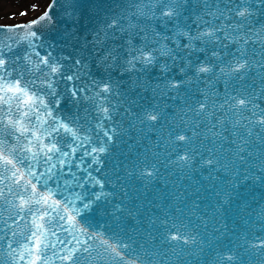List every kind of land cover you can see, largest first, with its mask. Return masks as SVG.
<instances>
[{
  "label": "snow or ice",
  "instance_id": "snow-or-ice-1",
  "mask_svg": "<svg viewBox=\"0 0 264 264\" xmlns=\"http://www.w3.org/2000/svg\"><path fill=\"white\" fill-rule=\"evenodd\" d=\"M54 3L0 27V264H264V0Z\"/></svg>",
  "mask_w": 264,
  "mask_h": 264
},
{
  "label": "water",
  "instance_id": "water-1",
  "mask_svg": "<svg viewBox=\"0 0 264 264\" xmlns=\"http://www.w3.org/2000/svg\"><path fill=\"white\" fill-rule=\"evenodd\" d=\"M49 5H53V6L49 8ZM45 10H48L49 14L53 16L54 18L58 19L61 16L59 5L54 3V0H49L44 11ZM40 15H38L37 17H39ZM37 17H35L34 19H36ZM25 21L28 22V20H25ZM25 21H21V22L26 23ZM24 23H17V24H24ZM17 24H13V25H17ZM6 25H11V24H1L0 27L6 26ZM146 143L147 141H144L139 146L132 145V152L135 153L136 151L142 150L144 147V144ZM129 144H131V141H129ZM85 160L87 161V158H85ZM164 164H166V161L164 160L163 156H161V167H160L159 175L153 178L151 181H147V182L140 181L136 185V187L139 188L140 192L142 193V196L140 198L141 203L143 204V207L141 208V212L145 216L155 215L159 217L160 220L164 219V214L166 211H168L169 215H172L173 210H170L169 206L171 204H177V201L173 199L174 196L184 197V192L180 190L181 187L187 186L186 190L189 193H192L194 192L195 188L199 186L197 184H194L192 180H180L178 178L181 174L180 170L175 169L173 166H168V168L165 169V167L163 166ZM86 166L87 164H85L83 167H86ZM166 171L170 172L171 176H165ZM95 174H96L95 170L93 169V175ZM193 179L199 180L200 177L199 175H194ZM173 181H175L176 186L173 185L172 183ZM141 184H146V188L141 187L140 186ZM88 188L90 189L93 188V185L89 184ZM76 190L78 191L79 189H76ZM95 191L96 192L101 191L98 185L95 186ZM104 191H111V189L105 188ZM200 195L205 196V191L203 188H201ZM249 200H251V197H249ZM148 201H152V203L149 204ZM187 201H188V198H185V202ZM197 203H200V201H197ZM77 205H79V202H77ZM177 206L179 205L177 204ZM225 207H227V204H225ZM108 211L111 212V207L108 208ZM184 215L187 216V213H185ZM197 215H199V213L192 215L188 217L187 219H184L183 222L185 224H188V220L190 219L192 221V224L196 226L195 228L191 229V231L193 235H196L197 241L201 239H205L209 242L214 243V238L211 235V225H209L208 233H205L202 224L197 221ZM228 215H229V219L226 221H222V222L228 223V226L230 229L236 230L244 226L243 220L247 219L246 216H243L242 214L240 216H237L234 212H230ZM106 221L108 222V225H111L113 228H115V224L111 221L110 217L105 216L103 218H100L101 224H104ZM0 227H2V225H0ZM197 232H199L200 235H197ZM182 245H183V241H177L174 246L176 247L177 251H180ZM201 246L206 248V245H201ZM185 259H188V258L185 257Z\"/></svg>",
  "mask_w": 264,
  "mask_h": 264
},
{
  "label": "rangeland",
  "instance_id": "rangeland-1",
  "mask_svg": "<svg viewBox=\"0 0 264 264\" xmlns=\"http://www.w3.org/2000/svg\"><path fill=\"white\" fill-rule=\"evenodd\" d=\"M48 0H0V24H15L39 15ZM33 5L38 7L33 8ZM26 12V15L21 13Z\"/></svg>",
  "mask_w": 264,
  "mask_h": 264
}]
</instances>
